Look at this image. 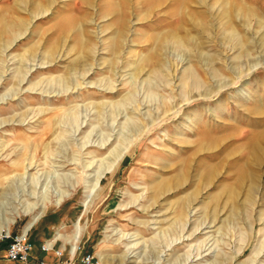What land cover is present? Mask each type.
Instances as JSON below:
<instances>
[{
    "label": "rangeland",
    "instance_id": "rangeland-1",
    "mask_svg": "<svg viewBox=\"0 0 264 264\" xmlns=\"http://www.w3.org/2000/svg\"><path fill=\"white\" fill-rule=\"evenodd\" d=\"M42 201L72 264H264V0H0V264Z\"/></svg>",
    "mask_w": 264,
    "mask_h": 264
},
{
    "label": "built area",
    "instance_id": "built-area-1",
    "mask_svg": "<svg viewBox=\"0 0 264 264\" xmlns=\"http://www.w3.org/2000/svg\"><path fill=\"white\" fill-rule=\"evenodd\" d=\"M2 238H7L6 257L8 260L17 262L18 264H34L31 262V242L28 239V229L22 230L14 234L7 232ZM42 250H54V253L61 257L63 254L62 248H53L50 241H44L41 244ZM36 264H47L44 260H38ZM59 264H72V258L61 261ZM81 264H94L93 255L86 254L81 258Z\"/></svg>",
    "mask_w": 264,
    "mask_h": 264
},
{
    "label": "crops",
    "instance_id": "crops-1",
    "mask_svg": "<svg viewBox=\"0 0 264 264\" xmlns=\"http://www.w3.org/2000/svg\"><path fill=\"white\" fill-rule=\"evenodd\" d=\"M24 229V228H23ZM38 227H35L32 232H30V235L28 234V239L31 242L32 246V251H31V262L36 264L38 260H44L47 264H59L61 261L66 260L67 253H70L71 255L74 253L71 252V242L65 241L64 239L61 238H53L50 240L51 244H53V248H62L63 249V254L61 257H58L55 253L54 250H42L41 244L45 240L43 237L39 236V230H37ZM17 233V232H14ZM12 233V234H14ZM67 244L69 245L67 247ZM70 248V249H69ZM63 257V259H62ZM72 258V257H69ZM18 264L17 262H14Z\"/></svg>",
    "mask_w": 264,
    "mask_h": 264
},
{
    "label": "bare ground",
    "instance_id": "bare-ground-1",
    "mask_svg": "<svg viewBox=\"0 0 264 264\" xmlns=\"http://www.w3.org/2000/svg\"><path fill=\"white\" fill-rule=\"evenodd\" d=\"M11 26H13V25H11ZM15 27L17 26V25H14ZM13 26V27H14ZM14 27V28H15ZM11 33H13V31H11L10 32V34ZM217 115V114H216ZM252 147H253V144H252ZM252 151V152H251ZM251 151H249L250 153V156H252L253 154H254V152H256V150L254 149V148H252L251 149ZM254 158V157H253ZM117 159V158H116ZM251 160H254V162H255V164H257L259 161V158L258 159H256V158H254V159H251ZM246 173V172H245ZM244 174H242V176H243ZM247 177V176H246ZM251 177V176H250ZM99 178V177H98ZM98 178H97V180H98ZM241 180V179H240ZM238 181H239V178H238V180H237V183H238ZM239 183H242V181L240 182L239 181ZM164 184H161V186H160V189L162 190V189H164ZM254 189H256V186H255V184H252L251 186H250V188H249V193H250V195H251V192H253V190ZM159 191V190H158ZM234 195V194H233ZM65 195L64 194H62L61 196H59V198L55 201V205H59L60 203H61V201L63 200V197H64ZM232 197V196H231ZM251 200V197L249 196V199H248V201H250ZM48 204H49V202L48 201H46V202H41V203H39V204H33L32 206H29V208H28V210L26 211L27 213H29L30 214V219H29V221L27 222V224H26V226L24 227V231L25 230H27V229H29L34 223H36V221L43 215V213L45 212V210H46V208H47V206H48ZM235 209V208H234ZM35 210V211H34ZM34 211V212H33ZM10 222H13V221H10ZM8 223V222H7ZM8 225V224H7ZM8 229V227H6V229L5 230H7ZM74 229H75V232H74V234H73V236H72V238L70 239L72 242H73V246H72V249H71V252L73 253L74 251H75V249H76V243H77V241L79 240V237H80V234H81V227L79 226V224H78V222L74 225Z\"/></svg>",
    "mask_w": 264,
    "mask_h": 264
}]
</instances>
